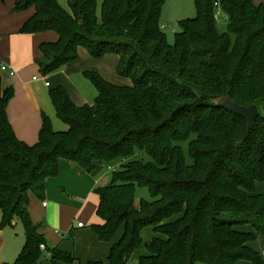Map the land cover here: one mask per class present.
<instances>
[{"label":"trees","instance_id":"1","mask_svg":"<svg viewBox=\"0 0 264 264\" xmlns=\"http://www.w3.org/2000/svg\"><path fill=\"white\" fill-rule=\"evenodd\" d=\"M15 12L34 9L23 34L53 31L59 40L41 47L42 74L50 75L79 59L120 58L118 73L131 78L120 87L95 72L85 76L97 90L93 105L76 106L62 87L50 98L68 126L53 129L43 116L39 142L20 141L7 108L13 88L0 94V229L21 220L25 245L14 264H39L46 245L30 212V194L44 199L46 181L59 175L61 160L86 172L108 166L111 183L95 193L103 242L120 240L107 262L131 264H264L251 247L264 237V0H196L197 17L182 21L171 46L161 26L165 0H14ZM217 3L228 32L217 27ZM230 97L257 105L261 115L245 142L247 123L216 106ZM187 146V150H185ZM119 164L120 169L111 170ZM137 186L151 201L135 205ZM153 228L145 243L142 232ZM251 228L253 232L246 231ZM47 250V249H46ZM53 264H74L73 255L48 250Z\"/></svg>","mask_w":264,"mask_h":264},{"label":"crops","instance_id":"2","mask_svg":"<svg viewBox=\"0 0 264 264\" xmlns=\"http://www.w3.org/2000/svg\"><path fill=\"white\" fill-rule=\"evenodd\" d=\"M15 6L14 0H0V94L13 88L14 97L7 108L9 122L20 141L34 146L39 142L43 116L50 118L56 132L68 130V126L57 116L50 92L62 86L76 106L93 105L97 90L85 74L97 72L103 75L101 71L104 63L109 60L117 66L120 58L117 55L111 56L97 66L89 52L81 48L77 61L44 76L39 65L42 58L41 47L56 43L59 36L53 31L23 34L21 30L35 10L31 8L15 12ZM3 66L8 70L3 71ZM35 77L37 80H34ZM105 167L96 163L94 171L88 173L73 161L61 160L59 175L46 181L44 199L30 194L31 218L35 225L40 226L39 233L46 240V264H53L48 250L55 247L73 255L76 259L74 264L108 261L111 249L121 235L112 242H103L92 228L94 225L103 224V221L100 219V222L94 221L91 226H86L75 212L79 210L80 213H97L100 199L95 191L108 186L111 179ZM112 169L115 170L114 167ZM45 202L46 208L43 207ZM80 223L84 224L83 228H79ZM150 232L147 233V238L151 237L149 241L154 237L153 228H150ZM25 242L24 230L22 249ZM250 247L252 248L251 245ZM144 255H147L146 250L139 258Z\"/></svg>","mask_w":264,"mask_h":264},{"label":"rangeland","instance_id":"3","mask_svg":"<svg viewBox=\"0 0 264 264\" xmlns=\"http://www.w3.org/2000/svg\"><path fill=\"white\" fill-rule=\"evenodd\" d=\"M103 0L99 1V12L100 7ZM262 0H258L261 2ZM59 4L66 10L69 11V5L67 0H58ZM197 17V6L196 0H165V6L162 11L161 16V26L163 27L164 33L166 35L167 41L171 46L175 45L176 36L182 33L181 22L186 20H193ZM217 17V27L221 33L228 32V22L226 16L221 10H217L216 12ZM114 54H109L101 59H94L97 66H99L101 61H105L109 59ZM108 57V58H107ZM100 61V62H97ZM119 64L116 66L114 63L111 64L109 60L104 63L102 70L103 73H97L102 78H104L107 82L120 86V87H130L132 86L133 82L131 78L121 77L118 73ZM187 146H185V150H187ZM106 166V165H105ZM116 170L120 169L119 164L112 165ZM108 172V175L111 176L110 182L112 181V174L113 172L108 169V166L105 167ZM257 193L264 195V181L257 184ZM143 200L151 201L152 196L147 188L137 186L136 195H135V203L136 206L139 207ZM77 215H80L81 221L86 224V226H91L94 224V221L100 222V218L98 217L96 212H82L80 213L79 210L75 211ZM2 220V211L0 210V222ZM1 230V229H0ZM245 230L253 231L251 228H245ZM147 233L150 232V228H146L142 232V238L144 242H148L151 237L147 238ZM120 236L118 233L114 239H117ZM24 243V226L20 219L15 218L12 225H9L1 230L0 233V264H14L16 258L20 250L22 249ZM252 248L255 252L259 253L264 259V237L257 236L256 240L251 243ZM145 250L142 247L138 250L132 258L131 264H138L140 254ZM47 252L43 253L42 260L39 264H46L47 261ZM196 264H205L202 262H198ZM239 264H253L247 261H241Z\"/></svg>","mask_w":264,"mask_h":264},{"label":"water","instance_id":"4","mask_svg":"<svg viewBox=\"0 0 264 264\" xmlns=\"http://www.w3.org/2000/svg\"><path fill=\"white\" fill-rule=\"evenodd\" d=\"M216 106L228 110L229 112L241 117L247 123V135L245 142L250 137L252 128L256 120L260 117L261 112L257 105L249 107L241 106L234 102L230 97H223L215 101Z\"/></svg>","mask_w":264,"mask_h":264},{"label":"built area","instance_id":"5","mask_svg":"<svg viewBox=\"0 0 264 264\" xmlns=\"http://www.w3.org/2000/svg\"><path fill=\"white\" fill-rule=\"evenodd\" d=\"M217 7H218V10H220V4H219V3H217ZM2 70H3V71H7L8 68L5 67V66H3V67H2ZM34 80H37V77H35ZM46 86H49V84L46 83ZM111 170H113V169H111ZM43 207H45V208L47 207V203H46V202L43 203ZM83 227H84V224H83V223H80V224H79V228H83ZM46 249H47V248H46V245L42 244V245H41V250L45 251Z\"/></svg>","mask_w":264,"mask_h":264}]
</instances>
